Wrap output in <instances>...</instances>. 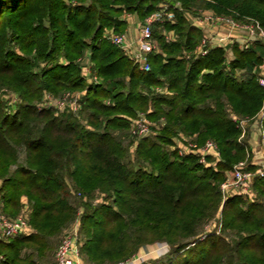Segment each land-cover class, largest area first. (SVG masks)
<instances>
[{"label":"trees","instance_id":"obj_1","mask_svg":"<svg viewBox=\"0 0 264 264\" xmlns=\"http://www.w3.org/2000/svg\"><path fill=\"white\" fill-rule=\"evenodd\" d=\"M174 1L179 7L173 0H0V88L20 100L7 112L0 98V211L15 217L22 207L31 228L0 240L1 264L49 263L48 253L81 207L84 263L115 262L142 243L167 239L183 250L169 264H264V174L253 177L252 198L224 199L219 190L224 171L249 162L239 120L261 110L264 130V88L257 82L264 41L229 44L230 60L223 47L196 53L203 33L190 21L205 11L254 19L264 29V0ZM165 4L174 17L154 24L150 69L143 71L104 32L120 34L123 14L143 20ZM88 49L95 83L78 63ZM67 90L84 91L77 113L90 127L68 108L37 109L43 92ZM139 112L164 123L135 143L131 160L124 142ZM177 132L197 143L212 140L215 167L168 150ZM97 190L108 202L92 204ZM220 206L219 233L197 240ZM189 238L193 245L186 248Z\"/></svg>","mask_w":264,"mask_h":264},{"label":"built area","instance_id":"obj_2","mask_svg":"<svg viewBox=\"0 0 264 264\" xmlns=\"http://www.w3.org/2000/svg\"><path fill=\"white\" fill-rule=\"evenodd\" d=\"M173 7H179V5L176 4ZM173 17L174 14L169 9V5L165 4L160 7V9L151 12L143 19L139 29V34L135 38L129 39L126 33L116 34L111 30L104 33V37L114 45L118 46L133 61V63L138 66L139 69L148 71L150 69L148 56L154 50V41L152 37L153 26L157 22L171 20ZM193 19L197 22L209 25L214 29V33H212L209 37H203L201 41V48L199 50L200 54H204L209 48L213 47L225 48L235 39L232 30L237 28L245 29L248 34V37L244 40L245 44L243 46H247L255 40L264 41V29H262L258 22L254 19H249V22L246 24H239L233 17L214 15L211 12H204L200 18L193 17ZM224 29H226V31H224ZM165 38L168 41L171 40L173 38L172 33L165 34ZM91 80L96 82V77L91 76ZM257 82L264 88V73L257 76ZM65 96V99L61 101L62 105L64 103L66 105L64 108L67 107L75 112L78 111L80 98H75L69 93H66ZM67 97L69 98L66 99ZM247 120L248 119H242L238 122V125L241 128L239 140L245 134V122ZM163 123L164 121L161 119L156 126H161ZM132 124L133 128L131 129V133L137 135L138 137L148 136L156 131V128H152L153 123L151 120H149L143 112H139L137 114V118L134 122H132ZM175 138L178 140L177 149L181 155L195 154L198 156L199 162L205 165H213L215 160L219 159L218 149L212 140H206L205 142L199 144L192 137L186 136L181 132H177ZM260 143L264 154L263 130L261 132ZM206 156H210L212 159L207 161ZM244 162L246 163V160L239 161L235 164L233 170L230 172V175L222 182L220 187L224 194L229 193V189L233 187L237 189L238 195L248 196L249 198L253 197L254 194L251 189L252 179L256 175L264 174V165L257 168L255 167L253 170H249L242 168ZM28 227L27 217L25 215L10 217L0 211V240H6L12 236L25 232L28 230ZM78 240V233L75 229L71 233L63 236L54 253V261L52 264H86L82 262L79 256ZM132 263L133 261H120L115 264Z\"/></svg>","mask_w":264,"mask_h":264},{"label":"rangeland","instance_id":"obj_3","mask_svg":"<svg viewBox=\"0 0 264 264\" xmlns=\"http://www.w3.org/2000/svg\"><path fill=\"white\" fill-rule=\"evenodd\" d=\"M173 2H174L173 3L174 5H176V4L179 5L177 1L173 0ZM204 12L199 11L198 14H196L194 16L200 18ZM248 22L249 21H247V22L241 21V22H238V23L239 24H246ZM124 32H125V30L122 33H120V34H123ZM138 33H139V31H138ZM116 34H119V33H116ZM84 56H85V52L78 59V63L80 65L81 69L86 67V63H83ZM228 56H229V54H228ZM83 92H84L83 90H81V91L67 90V91L62 92L59 95H54V94L46 91V92L42 93V95L39 98V100L35 101V105H36L37 109L54 108L56 111L62 112V111H65L67 109V107L64 108V106H66L65 103L63 105L61 104V101H63L65 99V97H66L65 96L66 93L71 94V96H73L75 98H80L81 95L83 94ZM0 98L2 99V101H4V105L6 107V111L7 112H10L14 108V106H16V104H18L20 102V100L17 97V93L14 92L13 90L8 89L7 87L0 88ZM68 98L69 97H67L66 99H68ZM69 110L72 111V113L75 116L78 117V119L80 120V122L82 124H85L86 127H90L86 123V120L84 119L83 115H80L79 113H77V111L75 112L72 109H69ZM136 118H137V115L132 118V122H134V120ZM148 119L151 120V122L153 123L152 128H156V131H154L151 135H148V136H153L155 134H158L160 132L159 131V129H160L159 127L160 126H156V124L159 121L155 120L153 118H148ZM132 128H133L132 126L129 127V131H127L128 132V137H127V140L124 142L125 145L128 144L127 155L129 156V158L131 160L133 159L134 145H135V143H137V141L140 138H142V137H138L135 134H132L131 133V129ZM246 139H247V133H245V135L240 138V140L242 142H246L245 141ZM128 141H131V143H128ZM177 143H178V140L174 136L172 138V140H171V143L169 145H167L166 148L168 150H176L178 155L183 156V155H181L178 152ZM199 144H201V143H199ZM21 158H22V153H20V159ZM237 163H235V164H237ZM248 163H249L248 161L246 163L244 162V164L242 165V168L249 169L248 168L249 167ZM235 164H233L230 169H227L226 171H224V178H223L222 182L230 175V172L233 170ZM211 166L215 167V163L213 165H211ZM13 168H14V166L11 167V169H13ZM222 182L219 184V190H220V193H221L222 197L225 199V197L229 196L228 195L229 193H225L224 194L221 191V187L220 186H221ZM68 183H70V181H68ZM71 191H72V194L74 195V198L81 199V201H85L86 200V194L85 193L82 194L81 191H79V190H74V191L71 190ZM241 196H243V195H241ZM103 197L104 196L102 195L101 192H99L98 190L94 191V193H93V195L91 197L92 204L93 205H98L100 203L108 202V200L107 199H103ZM25 199H26V196L25 195H21L20 202L25 201ZM81 212H82V207L79 208L76 211V215H75V218L73 219V221L68 226H66V227H64L62 229L57 241L54 244V250L52 252V255H50L48 253V256H47L46 260H44V261L49 260L50 262L49 263L41 262V264H52L53 263V261H54V253H55V251L57 249V246L60 243V240L63 238V236H65L66 234L71 233L74 229L78 233V238L82 239V235L80 233V215H81ZM26 214H28V211L21 207L19 212L16 215L17 216L18 215H25L26 216ZM221 221H222V216H221V206H220L218 208L217 213L213 217L206 218V220L203 222V225H202L203 227L201 228L202 230H200L202 233L198 234V236H196V239L197 240L202 239V238H204L205 235H207L209 233H212V232L213 233H219L220 226H221ZM30 229L31 228L28 227V230H26L25 232H22V233L23 234L24 233H28L30 231ZM17 235H20V234H17ZM17 235H15V236H17ZM149 238H151V239L152 238H156V235L155 236L150 235ZM186 240L188 241V246L186 248L191 247L193 245V243L190 242L191 239L189 238V239H186ZM186 248H184V249H186ZM3 252H5V251L1 250V248H0V264H1V260H3V258H4L3 257ZM182 253H183V250H177V248H175V246H172L167 239H161V240H156L155 239V240L148 241V242H145V243H142V244L138 245L135 248V250L131 254L127 255L125 258L118 259L115 262H110V263H105V264H115V263L120 262V261H133L132 264H169V263H171L170 261H174V260L176 261V257L178 255L179 256L182 255ZM85 263L86 264H94V263H89V262H85Z\"/></svg>","mask_w":264,"mask_h":264},{"label":"crops","instance_id":"obj_4","mask_svg":"<svg viewBox=\"0 0 264 264\" xmlns=\"http://www.w3.org/2000/svg\"><path fill=\"white\" fill-rule=\"evenodd\" d=\"M121 18L126 22L124 33H126L129 39L135 38L139 34L138 31L140 29L142 20H139V18L135 14H131V13L123 14ZM190 21L194 26H196L202 31L203 37H209L212 33H214V29L209 25H205L202 22H197L193 18H190ZM108 31L110 30L105 31L104 33H107ZM224 31H226V29H224ZM232 32L235 39L230 43V45L236 43L238 44L239 47H244L243 46L245 44L244 40L245 38L248 37L246 30L243 28H237L235 30H232ZM255 41H259V40H255ZM230 45L228 44L225 47V49L227 50L226 51L227 60L233 58ZM200 48H201V44L195 48L196 53H199ZM83 63H86V67L82 69L83 74L87 77V82H91L92 81L91 76H95V75L92 74V62L90 60L89 49L85 51ZM257 72L258 75L264 73V60L260 64ZM98 80H99L98 77H96V82ZM261 119H262V111L260 110L255 116L249 118L245 122V130L247 131V132L245 131V133H247V139L245 140L246 141L245 143L248 145L250 150L249 162L251 165H253L256 168L260 167L261 165H264L263 148L260 143L261 132L263 130L261 126ZM229 195H238L237 189L231 187L229 189Z\"/></svg>","mask_w":264,"mask_h":264}]
</instances>
